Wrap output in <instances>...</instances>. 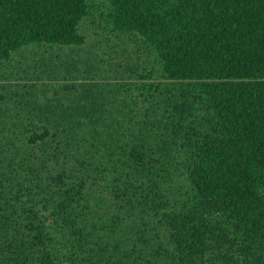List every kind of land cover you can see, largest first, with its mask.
I'll use <instances>...</instances> for the list:
<instances>
[{"label": "trees", "instance_id": "16d2710c", "mask_svg": "<svg viewBox=\"0 0 264 264\" xmlns=\"http://www.w3.org/2000/svg\"><path fill=\"white\" fill-rule=\"evenodd\" d=\"M86 18L161 80L31 123L0 264H264V0H0V60Z\"/></svg>", "mask_w": 264, "mask_h": 264}, {"label": "rangeland", "instance_id": "374dc122", "mask_svg": "<svg viewBox=\"0 0 264 264\" xmlns=\"http://www.w3.org/2000/svg\"><path fill=\"white\" fill-rule=\"evenodd\" d=\"M103 25L86 18L80 25L85 38L82 45L26 46L11 59L0 60V229L4 226L3 215L8 216L11 210L6 209L10 193L1 185L10 187L11 179L7 178L13 174L23 180L28 172L19 161L32 152L41 155L40 146L27 138L31 123L42 124L46 118L59 115L64 107L90 106L94 99L104 101L110 114L122 118L124 113H117L116 108L131 101V92L140 95L141 82L161 80L157 74L153 79L142 78V69L139 74L126 72L123 79L126 62L136 61L128 57L132 44ZM130 81L134 85L129 91L126 83ZM53 166L58 168L53 162L49 164ZM16 208L19 213L18 204ZM4 232L8 230H0V249L7 243Z\"/></svg>", "mask_w": 264, "mask_h": 264}]
</instances>
